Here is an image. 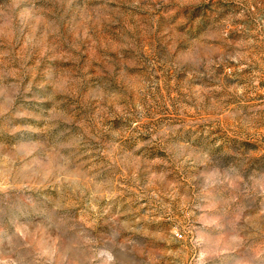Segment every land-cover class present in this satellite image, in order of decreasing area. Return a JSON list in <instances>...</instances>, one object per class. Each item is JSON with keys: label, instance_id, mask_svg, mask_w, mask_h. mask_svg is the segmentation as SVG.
<instances>
[{"label": "rangeland", "instance_id": "obj_1", "mask_svg": "<svg viewBox=\"0 0 264 264\" xmlns=\"http://www.w3.org/2000/svg\"><path fill=\"white\" fill-rule=\"evenodd\" d=\"M0 264H264V0H0Z\"/></svg>", "mask_w": 264, "mask_h": 264}]
</instances>
